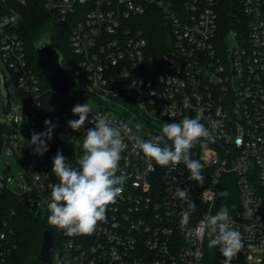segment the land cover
Segmentation results:
<instances>
[{
    "label": "built area",
    "instance_id": "2783aa9c",
    "mask_svg": "<svg viewBox=\"0 0 264 264\" xmlns=\"http://www.w3.org/2000/svg\"><path fill=\"white\" fill-rule=\"evenodd\" d=\"M23 4L26 0H0L3 74L6 81L8 71L12 74L23 98L14 107L17 114H7L9 104L6 117L0 115L3 150L11 148L18 155L21 119L31 134L45 131L46 120L55 128L51 139L42 137L48 150L36 152L29 166L23 164L28 190L13 191L10 165L0 169V205L4 190L10 189L48 218L49 185L59 183L52 171L57 152L78 168L86 132L95 126L93 117L130 129L122 133L126 148L117 175L126 179L117 202L107 207L106 218L91 235L70 237L52 225L54 253L43 264H206L210 229L202 222L221 208L228 209L244 244L231 264H264V0H244L246 22L229 30L221 27L219 0H47L63 20L77 17L71 34L77 60H66L65 66L82 81L87 96L62 111L44 106L42 81L17 31ZM151 5L161 8L172 30L161 55L137 27ZM1 88L0 75L4 101ZM86 103L92 113L73 131L68 121L79 117L72 109ZM196 113H202L201 123L208 128L210 121L222 122L213 133L215 142L202 137L189 150L204 165L202 186L188 180L183 162L176 168L158 166L135 146L137 139L162 135L163 123H180ZM164 143L172 146L167 138ZM178 187L189 190L187 200L175 196ZM189 202L195 203V211L182 229L181 213ZM3 225L0 264L16 248L9 223ZM217 252L218 263L224 264L219 246Z\"/></svg>",
    "mask_w": 264,
    "mask_h": 264
},
{
    "label": "clouds",
    "instance_id": "9594fccd",
    "mask_svg": "<svg viewBox=\"0 0 264 264\" xmlns=\"http://www.w3.org/2000/svg\"><path fill=\"white\" fill-rule=\"evenodd\" d=\"M72 112L78 115V120L68 121V126L79 130L86 122L92 106L89 103L77 104ZM202 113H196L194 118H184L180 123H163L162 135L153 136L148 140L136 141V147L142 150L145 157L154 160L158 166L176 168L183 162L190 172L188 180L203 185L205 177L201 174L204 165L199 159H192L190 149L200 138L215 142V130L222 122L210 121L211 128L201 123ZM94 127L89 128L83 142V155L78 159V168L66 163V158L58 151L53 158V173L59 183L50 184L51 199L47 204L50 212L48 222L65 231L67 236L91 235L99 221H103L107 207L117 202L123 192L126 177L117 175L121 153L125 150L124 136L130 129L127 125L113 127L112 121L104 116L93 117ZM46 130L31 137V144L36 145L35 151L43 155L48 149L42 137L51 139L55 125L46 120ZM139 127V125H137ZM165 138L172 141V146L164 143ZM164 144L162 147L161 145ZM188 189L177 188L175 196L187 200ZM222 197H227L226 191H221ZM195 203L189 202L188 210L181 213L180 226L185 228L190 220V213L195 211ZM202 226L210 229L209 247L219 246V251L225 258L224 264L231 260L244 247L241 234L234 228L227 208H221L216 215H210L202 222Z\"/></svg>",
    "mask_w": 264,
    "mask_h": 264
},
{
    "label": "trees",
    "instance_id": "16d2710c",
    "mask_svg": "<svg viewBox=\"0 0 264 264\" xmlns=\"http://www.w3.org/2000/svg\"><path fill=\"white\" fill-rule=\"evenodd\" d=\"M219 4V18L223 30L238 28L246 22L244 0H219ZM21 9L23 18L17 31L24 39L28 58L42 81L44 106L50 111H62L79 102L87 94L82 92L83 90H77L70 99L57 95L41 70L36 47L39 42L47 39L63 54L64 64L66 60L76 62L77 56L71 46V34L77 17L70 16L63 20L56 10L47 6V0H26ZM138 20L137 27L145 31L152 49L161 55L168 49L172 36L171 27L161 8L157 5L149 6L147 13ZM71 74L74 75L73 72ZM3 128L0 126V159L5 141ZM0 207V232L6 229L3 222L7 221L14 232L12 237L16 242V248L4 264H43L39 252L44 231L52 229L48 219L38 215L24 198L10 189L4 190ZM212 238L214 237L208 235L206 240V264H219L217 246L209 247Z\"/></svg>",
    "mask_w": 264,
    "mask_h": 264
},
{
    "label": "rangeland",
    "instance_id": "374dc122",
    "mask_svg": "<svg viewBox=\"0 0 264 264\" xmlns=\"http://www.w3.org/2000/svg\"><path fill=\"white\" fill-rule=\"evenodd\" d=\"M2 23L0 22V28ZM3 69H6L4 60L0 55V75H1V94L4 95L5 100H0V115L6 117L5 106L11 104L12 110L7 112L9 116L17 114L14 107L22 104L23 98L19 88V85L14 80L12 74L8 71V79L6 81ZM19 140L21 141L22 148L18 151V155L13 152L11 148L3 150L0 159L1 172L6 166L11 167V173L13 174L14 182L11 184V189L15 192L21 193L30 188V184L26 180V176L23 170V164L29 166L36 157V147L31 144L32 134L24 120H20L18 124Z\"/></svg>",
    "mask_w": 264,
    "mask_h": 264
},
{
    "label": "water",
    "instance_id": "95a60500",
    "mask_svg": "<svg viewBox=\"0 0 264 264\" xmlns=\"http://www.w3.org/2000/svg\"><path fill=\"white\" fill-rule=\"evenodd\" d=\"M37 55L41 70L53 91L61 98L69 99L77 90H84L82 81L70 74L64 64L63 54L47 39L37 44ZM233 62L232 56H230ZM233 73L235 67L233 65ZM3 99V98H1ZM54 253L53 232L44 231L39 258L43 263H49Z\"/></svg>",
    "mask_w": 264,
    "mask_h": 264
}]
</instances>
